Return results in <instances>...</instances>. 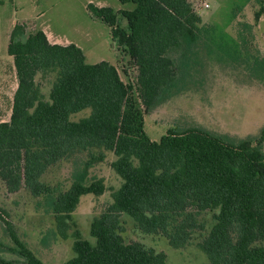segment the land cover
<instances>
[{"label": "trees", "instance_id": "16d2710c", "mask_svg": "<svg viewBox=\"0 0 264 264\" xmlns=\"http://www.w3.org/2000/svg\"><path fill=\"white\" fill-rule=\"evenodd\" d=\"M120 1L136 5L119 10L127 27L109 6L90 3L88 8L111 27L113 39L135 63L136 85L126 83L108 61L88 63L76 43H52L42 29L20 39L24 25H15L8 53L18 86L11 119L0 123V178L10 192L25 188L39 197L53 193L42 177L63 159L88 151L91 166L106 159L105 151L114 152L112 167L123 183L91 222L95 243L83 238L73 212L81 196L104 194L102 179L75 181L53 203L58 235L68 239L73 230L75 255L65 264H169L165 252L126 242L122 214L144 233L162 234L172 247L184 248L202 226L200 213L216 209L215 225L198 244L208 264H264L262 140L257 145L233 142L193 127L171 129L157 141L145 130V112L175 85L171 53L198 39L201 16L189 0ZM48 72L56 78L46 97L37 76ZM85 109H90L88 116L71 119ZM12 237L27 264H46L16 232ZM0 264L12 262L0 256Z\"/></svg>", "mask_w": 264, "mask_h": 264}, {"label": "rangeland", "instance_id": "374dc122", "mask_svg": "<svg viewBox=\"0 0 264 264\" xmlns=\"http://www.w3.org/2000/svg\"><path fill=\"white\" fill-rule=\"evenodd\" d=\"M189 1L202 18L199 37L171 53L177 74L175 85L162 102L145 112V130L151 139L159 141L171 129L199 127L233 142L251 140L257 145L262 140L259 146L264 151V14L256 19V13L264 9V0ZM90 3L113 8L123 27L128 26V21L119 10L136 6L120 0H0V120L9 118L10 97L18 85L14 60L8 53L16 24L24 25L18 38L25 39L41 29L40 22L47 23L54 35L62 39L60 42L69 40L80 46L88 63L108 61L118 68L126 83L136 85L135 63L113 39L111 27L90 11ZM206 3L210 7L204 9ZM50 38V42L56 41ZM55 78L54 72L37 76L46 97ZM89 114L90 109H85L71 119L78 121ZM105 152L106 159L91 166H87L89 152L82 151L50 167L42 180L52 186L53 193L39 197L25 188L10 192L0 178V256L12 264H27L12 237L13 231L46 264H65L72 258L73 230L68 239L58 235L53 203L59 193L78 180L90 184L102 179L106 186L102 195L81 196L73 212L83 238L95 242L91 222L113 202V191L123 183L112 167L116 155ZM218 212L219 209L200 213L202 226L184 248L172 247L162 234L144 233L126 213L121 216L122 235L126 242L139 241L147 248L165 252L169 264H208V257L198 244L215 225Z\"/></svg>", "mask_w": 264, "mask_h": 264}, {"label": "crops", "instance_id": "0c3cea01", "mask_svg": "<svg viewBox=\"0 0 264 264\" xmlns=\"http://www.w3.org/2000/svg\"><path fill=\"white\" fill-rule=\"evenodd\" d=\"M99 6H101V5H99ZM44 13H42V14H39L37 17H36V19H40L41 18V16L43 15ZM264 13H262L261 14V16L259 17V20L261 19V17H262V15H263ZM262 19H264V18H262ZM37 20V21H38ZM39 25H40V27H41V29L47 34V36L49 37V39H51L50 38V36H52L56 41L54 42V43H61V44H66V43H71V41H67V42H60L59 40H62L61 38H59V37H57L56 35H54V33L51 31V29L49 28V25H47V23H45V22H40L39 23ZM260 26H262V24L260 25ZM259 42H261V41H259ZM261 47H262V51H263V56H264V45H261ZM87 58V57H86ZM14 60V59H13ZM14 66H15V64H14ZM16 68V67H15ZM17 73V72H16ZM18 86V85H17ZM17 89V88H16ZM16 91V90H15ZM15 91H14V93H13V95L10 97V100H11V107H10V113H9V118L7 119V120H0V123H2V122H6V121H10V119H11V114H12V107H13V98H14V94H15ZM95 241H96V239H95ZM94 242V241H93ZM95 243V242H94ZM74 255H75V253H74ZM73 255V256H74Z\"/></svg>", "mask_w": 264, "mask_h": 264}, {"label": "built area", "instance_id": "2783aa9c", "mask_svg": "<svg viewBox=\"0 0 264 264\" xmlns=\"http://www.w3.org/2000/svg\"><path fill=\"white\" fill-rule=\"evenodd\" d=\"M203 7H204V9H205V8H208V7H210V5H209L208 3H206V4H204V6H203Z\"/></svg>", "mask_w": 264, "mask_h": 264}]
</instances>
